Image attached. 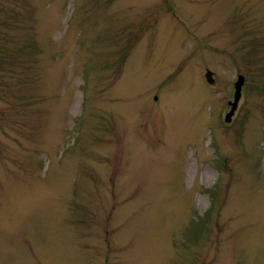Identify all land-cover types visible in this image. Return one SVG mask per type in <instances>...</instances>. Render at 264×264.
<instances>
[{
  "label": "rangeland",
  "instance_id": "374dc122",
  "mask_svg": "<svg viewBox=\"0 0 264 264\" xmlns=\"http://www.w3.org/2000/svg\"><path fill=\"white\" fill-rule=\"evenodd\" d=\"M0 264H264V0H0Z\"/></svg>",
  "mask_w": 264,
  "mask_h": 264
},
{
  "label": "water",
  "instance_id": "95a60500",
  "mask_svg": "<svg viewBox=\"0 0 264 264\" xmlns=\"http://www.w3.org/2000/svg\"><path fill=\"white\" fill-rule=\"evenodd\" d=\"M212 76H213V73L211 71H206L204 74L205 81L209 85H211L214 82V80L212 79ZM243 84H244V77L239 75L234 84L233 102L228 104L230 106V110L224 119L226 123L230 122V118L233 116L234 112L237 109L238 102L241 97V90H242Z\"/></svg>",
  "mask_w": 264,
  "mask_h": 264
}]
</instances>
